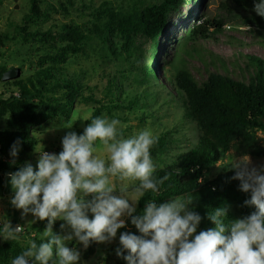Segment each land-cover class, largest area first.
<instances>
[{
    "label": "rangeland",
    "instance_id": "obj_1",
    "mask_svg": "<svg viewBox=\"0 0 264 264\" xmlns=\"http://www.w3.org/2000/svg\"><path fill=\"white\" fill-rule=\"evenodd\" d=\"M162 1L0 0V73L13 67L22 71L18 80L0 81V101L19 98L24 89L31 93L40 92L38 98L29 102L34 108L11 113L0 107V136L9 137L11 148L19 141V152L15 158L19 159V163H13L11 159L0 163V225L3 228L10 222L13 227L24 226V232L17 240L6 241L0 236V264H11L12 259L26 250L30 241L39 244L43 232L38 230L42 223L40 220L31 213L22 218L23 209L11 204L14 191L8 173L18 171L26 162L38 170L37 151L59 154L66 132L82 134L102 105L107 109L104 108L100 117L119 119L121 124L118 129L123 138L132 137L145 129L151 131L156 139L167 138L165 151L152 158L155 165L153 174L177 169L182 158L196 149L202 133L187 117L186 106L180 96L171 97L176 96L171 85L175 66L189 70L201 85L215 73L248 83L253 73L251 67L247 68L248 57L264 59V44L254 36L252 28L244 24L242 12L233 8V11L228 10L226 0H182L180 10L169 17L165 32L156 42V49L153 43L139 37L133 41L137 51L130 56L123 53L122 46L128 41L120 38L114 41L116 55L113 49L91 36V40L80 47L79 53L62 56L61 50L66 44L58 40L61 33H65L68 26H77L88 32L98 15L96 10L102 13L112 7L114 12L130 13ZM219 21L223 23L220 32L215 30ZM198 25L209 28L211 36L200 39L196 47L192 43L185 45L189 31ZM45 33H51L52 37L46 40L41 36ZM187 50L188 53L185 52ZM146 65L148 74L144 72ZM53 77L57 86L51 81ZM66 79L81 85L83 96H77L70 102L66 97ZM110 79H116L115 89L109 87ZM142 92L145 93L140 105L129 108L130 100L137 95L142 96ZM87 97L98 102L86 100ZM69 125H72L70 129L65 128ZM257 136L264 143V133L259 132ZM249 158L255 166L264 165V158ZM245 159L247 157H238L233 152L223 155L209 168L205 182L224 173L234 175L235 170L231 166ZM115 184L117 191L114 195H119L118 190L127 186L126 194L136 197L133 188L139 181L116 180ZM177 197L192 201L190 194L184 192L168 200ZM136 198L138 203L134 215H140L143 211L138 212L137 209L141 197ZM189 207L195 211L193 202ZM246 215L241 208L230 206L224 223L229 225L232 220ZM89 218H93L91 213ZM123 219L126 227L119 229L110 243L90 241L85 248L76 239L67 242L68 247H75L80 252L78 264H127L115 253V249L120 247L119 236L122 232L135 233L138 230L131 224L130 218ZM62 223V220L54 222L59 225L58 229L53 225L54 233L63 235L69 230L62 231ZM202 230L198 226L197 233ZM43 242H47V238ZM127 254L125 250L124 255Z\"/></svg>",
    "mask_w": 264,
    "mask_h": 264
},
{
    "label": "clouds",
    "instance_id": "obj_2",
    "mask_svg": "<svg viewBox=\"0 0 264 264\" xmlns=\"http://www.w3.org/2000/svg\"><path fill=\"white\" fill-rule=\"evenodd\" d=\"M254 11L264 18V0L254 3ZM120 124L119 119L96 117L82 134L66 132L59 154L37 151L38 170L26 162L18 171L8 173L14 191L10 202L23 209L22 218L31 213L48 222L41 242L30 241L11 264H78L80 252L67 242L76 239L85 248L90 241L110 243L117 231L126 227L123 217L130 218L140 233L122 232L119 236L120 247L115 253L127 264H264V165L255 166L247 157L231 166L235 170L231 179L240 181V191L250 193L244 206L255 211L226 225L223 218L228 207L217 208L208 215L214 227L197 233L202 217L190 209L192 201L180 197L162 203L149 201L142 214L134 215L136 197L158 192L167 176L153 178L150 148L156 137L151 131L123 138ZM18 152L19 141L11 148L13 163ZM116 180L139 181L133 188L136 197L126 194L127 186L114 195ZM57 220L64 221L62 231L69 229L63 235L53 232ZM23 232L24 226L13 227L8 222L2 237L17 240Z\"/></svg>",
    "mask_w": 264,
    "mask_h": 264
},
{
    "label": "trees",
    "instance_id": "obj_3",
    "mask_svg": "<svg viewBox=\"0 0 264 264\" xmlns=\"http://www.w3.org/2000/svg\"><path fill=\"white\" fill-rule=\"evenodd\" d=\"M182 2V0H164L160 4L134 9L130 13L114 12L112 7L106 8L102 13L96 10L95 14L98 13V15L94 17L92 29L88 32H84L77 26H68L65 33H61L58 40L66 44V47H62V56L79 53L80 47L90 41L91 36L113 49L116 55L117 48L114 41L120 38L128 41L122 46L123 53L126 52L130 56H134L137 51L133 41L139 37L153 43L156 49V42L165 32L169 17L180 10ZM258 2L259 0H226L225 5L229 11L234 9L242 12L244 24L251 27L254 36L264 44V18L254 11V3ZM222 24L221 21L217 22L215 30L220 32ZM41 36L46 40L52 37L51 33ZM210 36L209 28L205 25H198L189 31L185 45L192 43L196 47L200 39ZM185 52L188 53L189 50ZM175 67L176 71L172 76L171 85L176 91V96L171 97L174 99L180 96V100L186 106L187 117L197 125L202 136L196 149L182 158L177 169H168L153 174L155 180L165 176L167 179L163 184L158 185V192L144 193L139 199L137 211H143L149 201L162 203L182 192L188 193L195 212L202 217L200 228L207 230L214 227L208 215L217 208L236 206L245 211L247 215L255 211L254 207L244 206V201L250 198V193L239 190L240 181L231 179L232 173L218 175L207 182L204 179H206L209 168L229 152L235 153L238 157L264 158V143L257 136L259 132L264 133V59L248 57L247 68L253 69L248 83L215 73L211 74L208 80L201 85L189 70ZM144 72L146 74L149 72L147 65ZM4 73H0V81ZM115 80L108 81L110 88H116ZM51 81L57 86L55 77ZM58 81L61 80L58 79ZM64 83L68 89L66 97L70 102H73L77 96H83L84 88L74 80L66 79ZM144 93L142 92V96L133 97L128 104L129 108L138 107L143 101L141 98ZM39 94L38 90L31 93L28 89H24L19 98L0 101V107H4L11 113H20L25 109L34 108L29 105V102L38 98ZM86 100L98 102L91 97H87ZM104 108L107 109L102 105L97 109L91 120L100 117L105 111ZM167 143L166 137L157 138L156 143L150 148L151 158H156L164 152ZM0 152L6 159L13 161L10 155L11 143L7 135L0 136ZM15 162L18 164L19 159H15ZM41 222L38 230L44 231L48 222L47 220ZM53 225L59 228V225ZM0 233L1 235L3 233L2 227H0ZM133 234L140 235L139 231Z\"/></svg>",
    "mask_w": 264,
    "mask_h": 264
},
{
    "label": "water",
    "instance_id": "obj_4",
    "mask_svg": "<svg viewBox=\"0 0 264 264\" xmlns=\"http://www.w3.org/2000/svg\"><path fill=\"white\" fill-rule=\"evenodd\" d=\"M15 1L17 2L18 0H15ZM17 9H18V6H17ZM21 76H22L21 69L17 67H13L3 74L2 81L3 82L15 81V80L20 79Z\"/></svg>",
    "mask_w": 264,
    "mask_h": 264
},
{
    "label": "built area",
    "instance_id": "obj_5",
    "mask_svg": "<svg viewBox=\"0 0 264 264\" xmlns=\"http://www.w3.org/2000/svg\"><path fill=\"white\" fill-rule=\"evenodd\" d=\"M9 160L8 159H6L2 154H1V152H0V162H8ZM0 227H2V225H0ZM0 236H1V233H0Z\"/></svg>",
    "mask_w": 264,
    "mask_h": 264
}]
</instances>
